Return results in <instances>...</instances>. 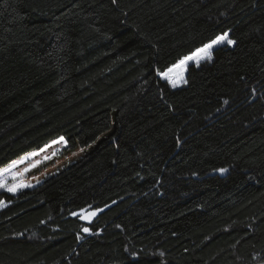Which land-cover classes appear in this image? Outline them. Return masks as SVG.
<instances>
[{"label": "trees", "instance_id": "1", "mask_svg": "<svg viewBox=\"0 0 264 264\" xmlns=\"http://www.w3.org/2000/svg\"><path fill=\"white\" fill-rule=\"evenodd\" d=\"M225 32L186 83L157 75ZM104 113L91 153L0 192V264H264V0H0V169L61 137L74 151ZM108 149L89 199L53 212Z\"/></svg>", "mask_w": 264, "mask_h": 264}, {"label": "rangeland", "instance_id": "2", "mask_svg": "<svg viewBox=\"0 0 264 264\" xmlns=\"http://www.w3.org/2000/svg\"><path fill=\"white\" fill-rule=\"evenodd\" d=\"M222 45L227 44L225 43ZM180 85L181 83L178 84V86ZM113 130L114 113H104L88 121L82 126V133H80V135L76 138V149L74 151L60 154V151L65 147L64 140L61 143H54L49 145L50 147L42 148L46 149V151L40 152L39 150L36 152L39 153V155L32 156L30 160L25 159L24 163H18L16 168L13 169V172L22 173L25 167H28L30 163H33L37 160L41 161L38 166L31 168V170L27 173L18 176L16 180H13L11 177H9L7 180L9 186H11L13 183L29 186L21 187L15 193L6 191L3 188H0V192L16 194L19 191L32 189L40 185L44 181L68 169L73 164H76L86 155L91 153L100 142L107 139L112 134ZM28 155L29 154L23 157L26 158ZM44 156L49 158L45 160ZM109 157L110 150L108 149L95 158L87 166L79 170L75 175L72 176L70 180L49 192L46 195V200L49 202L52 211L57 212L66 202H68V208H73L78 207L87 201L89 199V186L95 175L107 165ZM4 206L5 204L2 203V205H0V209Z\"/></svg>", "mask_w": 264, "mask_h": 264}, {"label": "snow or ice", "instance_id": "3", "mask_svg": "<svg viewBox=\"0 0 264 264\" xmlns=\"http://www.w3.org/2000/svg\"><path fill=\"white\" fill-rule=\"evenodd\" d=\"M115 2V0H113ZM227 44L229 46L233 45L235 41H233L230 38L229 33L225 32L218 36H216L213 39H210L208 42L202 44L200 47L195 48L192 52L182 56L180 59H178L175 63L164 69L163 71L157 70V75L163 79L166 80L173 88L177 87L179 83H186L187 81L184 79V72L186 71L189 63H194L197 67L200 65L201 61L204 60H211L212 58V51L216 46ZM227 103V101H225ZM63 141V137L60 138L59 141H55L53 143H61ZM50 147V146H48ZM46 149H41L40 152H45ZM55 154V153H53ZM39 153H31L28 155V157H22L19 161H13L11 165H9L5 169H0V188L5 189L6 191L15 193L19 188L21 187H28L29 185H23L19 183H13L11 186L8 185L7 180L9 177H11L13 180H16L18 176L23 175L24 173H27L31 170V168H34L38 166V164L41 162L39 160L30 163L28 167H25L23 169L22 173H14L13 169L16 168L18 163H24L25 159H31L32 156H37ZM49 157L44 156V159H48ZM220 172L226 171V169H219ZM0 205H2V202H0ZM89 208L81 209L79 213H73V216H79L82 220H89L91 217H94L96 215V211H89ZM99 211H102L100 209ZM119 227V226H118ZM82 231L84 233H89V228L84 227L82 228ZM79 240L80 237H77ZM162 255V254H161Z\"/></svg>", "mask_w": 264, "mask_h": 264}, {"label": "water", "instance_id": "4", "mask_svg": "<svg viewBox=\"0 0 264 264\" xmlns=\"http://www.w3.org/2000/svg\"><path fill=\"white\" fill-rule=\"evenodd\" d=\"M226 172H227V170L224 171V172H220V171L218 170V171H216V172H213V173L209 174V176H219V177H223V176H225Z\"/></svg>", "mask_w": 264, "mask_h": 264}, {"label": "bare ground", "instance_id": "5", "mask_svg": "<svg viewBox=\"0 0 264 264\" xmlns=\"http://www.w3.org/2000/svg\"><path fill=\"white\" fill-rule=\"evenodd\" d=\"M82 133V132H81ZM55 141H59V139L58 140H55ZM55 141H53V142H55ZM53 142H51L50 144H48L47 146H45V147H48L49 145H52V144H54ZM9 165H11V164H9ZM8 165V166H9ZM8 166H6L5 168H7ZM5 168H3V169H5Z\"/></svg>", "mask_w": 264, "mask_h": 264}]
</instances>
